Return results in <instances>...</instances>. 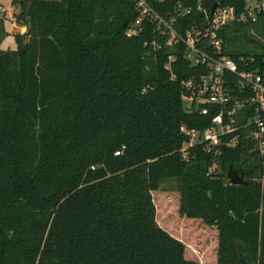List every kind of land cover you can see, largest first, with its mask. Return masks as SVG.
I'll list each match as a JSON object with an SVG mask.
<instances>
[{
    "label": "trees",
    "instance_id": "obj_1",
    "mask_svg": "<svg viewBox=\"0 0 264 264\" xmlns=\"http://www.w3.org/2000/svg\"><path fill=\"white\" fill-rule=\"evenodd\" d=\"M244 1L201 0L207 15L216 2L235 18L215 31L218 52L206 38L196 45L238 71L264 64V15L236 19ZM175 2L191 7L178 32L201 18L195 0L155 9ZM10 5L28 16V40L0 50V264H264V152L239 135L208 176L201 145L186 160L178 152L179 127L202 130L217 111L184 109L180 83L204 67L184 59L182 44L166 45L147 22L127 37L130 0ZM229 164L244 184L228 183ZM165 176L176 181L178 231L157 223Z\"/></svg>",
    "mask_w": 264,
    "mask_h": 264
},
{
    "label": "built area",
    "instance_id": "obj_2",
    "mask_svg": "<svg viewBox=\"0 0 264 264\" xmlns=\"http://www.w3.org/2000/svg\"><path fill=\"white\" fill-rule=\"evenodd\" d=\"M133 2L135 17L125 30L127 37L134 36L142 30V23L152 26V33L164 39L166 45L182 44L184 59L190 65H202L204 71L194 77L181 81V100L188 112L196 110L198 114L208 115L212 110L209 124L202 130L179 127L186 136L178 149L182 159L188 157V149L201 145L202 151L209 156L206 176L217 170V161L221 146L232 147L240 135L241 139L249 138L254 142L259 155L264 152V64L249 70L238 71L235 63L222 55L204 54L196 48L200 40L206 38L214 52L220 48V39L215 31L224 23L235 18L231 6H219L212 14H206L201 0H195V11L201 12V18L177 31L184 16L190 13L191 7L175 2L171 10L163 13L156 11L155 3L163 0H130ZM9 10L12 11V8ZM10 15V11H9ZM264 15V0L244 1V13L236 17L240 21H254L256 16ZM10 26L14 20L9 18ZM176 27V28H175ZM181 28V27H180ZM153 49L159 48V43L151 41ZM174 60L167 56L164 68L169 71V63ZM253 63L252 59L248 64ZM232 75L227 77V75ZM174 76L171 74L170 79ZM242 120L237 126V121ZM240 134H233L237 129ZM264 176V175H263Z\"/></svg>",
    "mask_w": 264,
    "mask_h": 264
},
{
    "label": "rangeland",
    "instance_id": "obj_3",
    "mask_svg": "<svg viewBox=\"0 0 264 264\" xmlns=\"http://www.w3.org/2000/svg\"><path fill=\"white\" fill-rule=\"evenodd\" d=\"M248 3H251L252 0H246ZM28 4V3H26ZM12 8V11L9 10ZM216 8V7H215ZM19 7H14L10 5V0H0V50L1 51H13L15 47L19 45H23L27 43L28 33H27V19L28 16L20 15ZM10 11V15H9ZM9 18L14 20V26H10ZM24 18V19H22ZM24 21V23H20V21ZM19 42V44L17 43ZM157 193L164 203L162 207H160L159 213L161 216V220L157 217V223L160 227L171 230L178 231V225L170 220V217L173 215L175 210V202H176V181L173 177L165 176L161 177L157 183ZM159 216V217H160ZM165 222V223H163ZM182 236L187 239H192V245L190 250L196 258L200 259V261H204V255L201 251H199L198 247L193 245L194 242L197 241V237L192 238V236H188L183 232ZM195 250V251H194Z\"/></svg>",
    "mask_w": 264,
    "mask_h": 264
},
{
    "label": "water",
    "instance_id": "obj_4",
    "mask_svg": "<svg viewBox=\"0 0 264 264\" xmlns=\"http://www.w3.org/2000/svg\"><path fill=\"white\" fill-rule=\"evenodd\" d=\"M216 7V2H212L211 6L209 8V14H212L213 9ZM226 179L229 184L231 185H241L245 182L243 181L242 174H237L234 169H232L231 164L228 165L227 171H226Z\"/></svg>",
    "mask_w": 264,
    "mask_h": 264
}]
</instances>
